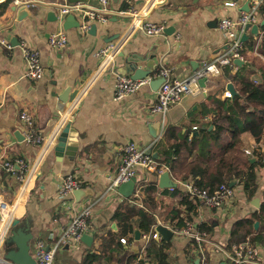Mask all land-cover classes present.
Here are the masks:
<instances>
[{
    "label": "crops",
    "instance_id": "0c3cea01",
    "mask_svg": "<svg viewBox=\"0 0 264 264\" xmlns=\"http://www.w3.org/2000/svg\"><path fill=\"white\" fill-rule=\"evenodd\" d=\"M152 1L153 5L145 0H111L107 22H93L87 30H82V26L65 30L63 25L68 16L60 15L59 5L68 0H0V161L24 158L31 167L22 195L23 183L0 165V195L9 203H16L15 218L22 223H30L34 236L32 250L38 239L49 244L53 242L51 236L53 239L59 238L86 203H95L89 220L88 233L94 237L91 246L82 240L71 242L57 252L55 264H88L83 260L90 249L96 254L101 252L102 241L97 236H104L109 230L118 231V222L113 217L119 203L126 198L118 190H106L119 171L123 146L135 142L148 149L159 161L156 147L158 141L164 139L166 129H172L170 139H165L167 147L176 142L184 144L186 140L191 143L192 136L200 137V126L212 119L210 113L203 115L204 106L211 108L214 97H227L225 93L229 91L227 85L231 81L223 78V66L219 74L207 78L205 87L199 83L194 94L184 96L172 106L165 124H162L161 115L151 111L157 102L160 86L145 84L129 96L116 99L119 77L128 76L121 73L126 59L121 56L123 53L144 58L140 62L143 67L148 64L147 61L154 64L155 69L151 73L153 80L161 78L156 77V73L162 67L169 69L172 77H186L229 52L230 41L220 29L219 22L226 17L236 19L241 12L247 11L245 0ZM230 2L236 5H227ZM22 4H25L27 12L18 16L14 8ZM85 4L100 6L97 0H89ZM146 8L149 10L145 19L162 27L157 35H148L142 28L134 27L132 11L141 12ZM57 17L58 20L54 21ZM76 17L81 23L80 17ZM263 18L260 8L258 24ZM93 25H96V29L92 32ZM59 31L65 32L68 37V44L62 49L49 44L50 36ZM117 34H120L118 39L115 38ZM26 47L40 52L42 66L44 70H49L48 76L43 75L39 79L27 77L23 52ZM107 47L113 57L109 62L98 55ZM249 55L259 54L254 49ZM156 58L158 63L155 62ZM232 66V72L239 69L236 64ZM76 89L79 90L76 99L68 102L63 112L59 111L58 94ZM21 112L31 114L36 131L49 139L61 125L70 123L78 134L77 155L57 156L54 146L46 149L43 145L27 143ZM158 122L161 123L160 129ZM213 129L214 126L210 124L208 130ZM157 130L160 131L155 138L152 133ZM258 146L260 144L253 139L249 140L248 151L253 162L256 161L253 149ZM191 154H194L193 158L197 157L195 147ZM181 157V161L188 157L187 149L181 150ZM155 173L138 167L136 188L141 186V197L137 200L130 197L140 208L153 214L157 222L151 231L141 233L139 257L145 255L147 247L143 236L157 231V226L161 224L174 233L169 239L160 233V238L154 239L157 242H170L166 261L169 264H196V259L202 254L198 248L188 252L191 239L182 233L183 228L170 225L166 213L167 210L180 208L179 199L171 188L160 187L163 172L160 175ZM169 173L178 183L174 188L180 191H187L186 184L194 182L192 178L184 181L180 172ZM68 175L80 180L82 187L92 188L95 195L81 202H77L73 194L62 197L60 186ZM257 176L259 187L252 198L245 194L243 184L236 181L233 187L228 183L233 188V196L219 208H209L202 202L198 204L196 220L208 222L214 230L209 235L204 232L206 237L202 244L203 253L211 264H232L231 252L235 244L228 248V242L234 224L261 210L264 203V167L258 170ZM140 182L144 184L139 185ZM149 184L157 187L151 195H148V190L142 192V188ZM256 197L260 198V207L254 204ZM256 222L259 223L258 227H255ZM256 222L254 227L258 234L257 231L264 228V224L260 220ZM135 236L132 241L123 243L128 254L135 253ZM122 238L118 235L117 240L121 241ZM252 244L258 250V257L247 264H264V237ZM0 256L6 260L5 244ZM61 260L64 261L61 263ZM144 260V264L147 260L150 264H160L157 258L147 256V260ZM91 264L104 262L99 259Z\"/></svg>",
    "mask_w": 264,
    "mask_h": 264
},
{
    "label": "trees",
    "instance_id": "16d2710c",
    "mask_svg": "<svg viewBox=\"0 0 264 264\" xmlns=\"http://www.w3.org/2000/svg\"><path fill=\"white\" fill-rule=\"evenodd\" d=\"M261 13L264 15V5L261 6ZM254 49L258 51L259 55L255 57L259 59V63L256 59H250L249 53ZM240 52L245 62L243 66H239L236 72H232L233 66L223 67V78L233 82L237 93L230 97H214L211 108L204 106L203 115L210 113L212 119L200 126V137L192 136L191 143L186 140L184 144L176 142L167 147L165 139H170L172 129H166L164 139L159 140L156 147L160 155V167L156 175L166 170L180 172L184 181L192 178L196 186L207 189L210 193L221 184L236 180L243 184L249 198L256 195L259 187L257 172L264 167V26L260 28L257 38L251 36L242 43ZM210 124L214 126L213 130H208ZM250 139L260 144L253 149L255 162L251 161L252 156L248 153ZM212 144L217 148L212 147ZM194 147L197 150L196 158L191 154ZM184 148L187 149L188 157L181 161V150ZM156 189V185L149 184L142 188V192L148 190V195H151ZM173 193L179 199L180 208L167 210L170 225L181 229L188 222H193L195 230L213 234V227L208 222L196 220L199 199L178 188H173ZM113 218L118 222V231L109 230L104 236L98 235V239L102 241L100 254L90 249L83 263L91 264L100 259L104 264H131L139 254H128L124 244L117 240L118 235L132 241L136 230L144 234L157 224L154 215L134 203V198L121 201ZM258 220L264 224V203L259 212L239 219L234 224L228 248L247 240L255 243L262 239L264 228L261 227L256 234L254 227ZM189 243L191 249L188 252L198 248L194 240ZM169 245L170 242L151 239L145 255L150 259L157 258L160 264H169L166 261ZM144 256L141 264L145 262Z\"/></svg>",
    "mask_w": 264,
    "mask_h": 264
},
{
    "label": "built area",
    "instance_id": "2783aa9c",
    "mask_svg": "<svg viewBox=\"0 0 264 264\" xmlns=\"http://www.w3.org/2000/svg\"><path fill=\"white\" fill-rule=\"evenodd\" d=\"M97 1L100 4L99 7H94L82 2H66L59 5V13L62 17L68 15L79 16L82 30H87L93 22L105 23L109 19L107 10L111 0ZM145 1L149 5H153L154 2L152 0ZM245 1L249 3V11L241 12L236 19L226 17L222 18L219 22L220 29L225 32L230 41L229 52L226 55L219 57L214 62L206 64L201 70L194 74L183 78L172 77L170 70L166 67H162L158 70L156 77H164L165 80L158 89L157 102L154 104L151 111L161 115L162 124H165L168 111L172 106L178 104L184 96L194 94L197 91L199 81L203 77L210 78L214 74H219L221 72V67L234 65V59L236 58L243 59V55L240 52L243 43V30H239L238 27H244L246 24L258 23V14L261 6L264 4V0ZM227 5L235 6L236 3L230 2L227 3ZM148 10L149 9L146 8L141 12L136 10L132 11L134 27L142 28L148 35H157L162 31V27L148 21L147 18L145 19ZM49 44L54 48H65L68 44V37L65 32L59 31L50 36ZM23 52L27 64V77L30 79L41 78L44 68L41 63L40 52L37 49L27 47L23 49ZM98 55L100 57H105L108 62L110 58H113L109 54V47L102 49ZM153 79L154 76L151 75L144 79H133L130 76L119 77L116 84V99L119 100L129 96L139 90L143 85L149 84ZM225 95L230 97V91H226ZM20 119L25 126L24 140L27 143L32 145H43L46 149L53 146L58 132L54 134L52 138H46V136L36 131L34 118L31 114L28 112H21ZM248 153H250V151H248ZM0 165L23 183L21 188L23 195L28 182L27 175L31 170L29 163L24 158H17L14 161H0ZM138 167H142L148 172H156L160 167V163L152 156V153L148 151V149L140 147L135 142H129L122 148L119 171L107 187L106 192L117 191L122 183L137 176ZM186 187L188 193L192 197L198 198L200 202L209 208H219L233 196V188L226 183L221 184L220 187L212 193L207 189L196 186L194 182L186 184ZM79 188H82L81 181L73 175H68L63 179L59 192L62 197H68L73 194L75 189ZM171 190H173V188H171ZM132 196L135 200L141 197V186L135 189ZM94 204L93 202L86 203L76 213L73 220L59 238L53 239L52 236L50 237L53 241L52 243L48 244V242L43 239L35 241L32 253L39 264H55L56 254L60 249L71 242L81 241L83 234L89 231V220L92 216ZM15 211L16 203H9L0 195V252L10 234L14 220L16 219ZM182 233L198 244L199 252L202 254V256L199 257L201 259L200 264H211L203 253L202 244L205 241L206 234L195 230L192 222H188L186 226L183 227ZM159 238V232L154 230L152 233L145 234L143 236V241L145 245H148L151 239ZM121 241L124 244L128 242L126 238H122ZM257 257L258 250L251 241L247 240L233 245L231 252L232 264H247L256 261ZM141 259L142 257L140 256L131 264H141ZM5 262L10 261L3 260L0 256V264H5Z\"/></svg>",
    "mask_w": 264,
    "mask_h": 264
},
{
    "label": "water",
    "instance_id": "95a60500",
    "mask_svg": "<svg viewBox=\"0 0 264 264\" xmlns=\"http://www.w3.org/2000/svg\"><path fill=\"white\" fill-rule=\"evenodd\" d=\"M70 3H77V2H85L87 3L89 0H68ZM117 2L118 0H114ZM247 11H249L250 6L247 2ZM14 10L18 12V16H22L24 13L27 12V8L25 4L17 5L15 6ZM53 14V13H52ZM54 15V14H53ZM50 16V15H49ZM55 16V15H54ZM56 17V16H55ZM50 20H53L49 17ZM58 17L55 18L54 21H57ZM81 23L79 22L78 18L75 15H68L67 19L64 22V29L67 30L72 27H79ZM264 26V18L263 20L258 24H246L244 27L239 26V30H243L242 34V41L246 42L250 38V34L254 35L256 37L260 34V28ZM96 29V25H93L91 28V31L93 32ZM248 31H250V34H248ZM120 34H117L115 38H120ZM111 40L110 42H112ZM121 55V54H120ZM125 56V63L123 66L124 71H121V73L130 76L133 79H144L151 75V73L154 71L155 66L154 64H151L150 61H147V65L145 67L140 65V62L143 59H138V57L135 54L132 55H123ZM156 63H158V58H156ZM234 63L238 66H243L245 63L243 59L236 58L234 59ZM198 69V68H197ZM195 69V71L197 70ZM43 75L48 76L49 70L45 69L43 72ZM165 78L161 77L157 80H152L150 83L152 86H160L164 82ZM207 77H203L199 83L205 87L206 85ZM228 90L231 92L232 95H235L237 93L234 85L232 82L228 83L227 85ZM79 90L76 89L73 92L70 90L62 92L61 94H58L59 98V104L57 106V109L61 112H63L66 107V104L68 102H72L76 99L78 95ZM161 123L158 122V128L160 129ZM160 131V130H159ZM159 131L157 130L155 133H152L153 137H157L159 134ZM54 150L57 156H63L64 154L73 155L76 156L78 149H79V139L78 134L75 132L74 129L71 128L70 123L64 124L62 127H59L58 134L56 138L55 144H53ZM253 162V160H251ZM138 182L137 176L132 177L130 180L122 183L118 191L122 195L123 198H130L132 197L136 185ZM236 180L229 182L230 186H234L236 184ZM178 185L177 182H175L171 176L169 171H164L160 176V187L162 188H174ZM74 198L77 202L84 201L85 199H88L89 197L95 195L94 190L90 187H82L79 189H75L73 191ZM254 204L257 207H260V198L256 197L254 200ZM259 223L256 222L255 227H258ZM157 231L165 238L169 239L173 236V231L164 225H158ZM34 236L31 231L30 223L28 221L21 222L17 218L14 220L13 228L11 230V234L7 237L5 241V258L6 260L12 262V264H39L37 259L32 253V240ZM81 240L85 242L87 245L91 246V243L94 240V237L90 235L89 233H84ZM135 245L133 247V250L136 254L140 253L139 243L141 240V232L137 231L135 236ZM145 259L147 260V256L145 255ZM185 261V260H184ZM201 259H196V264H200ZM146 264H150L148 260L146 261Z\"/></svg>",
    "mask_w": 264,
    "mask_h": 264
},
{
    "label": "rangeland",
    "instance_id": "374dc122",
    "mask_svg": "<svg viewBox=\"0 0 264 264\" xmlns=\"http://www.w3.org/2000/svg\"><path fill=\"white\" fill-rule=\"evenodd\" d=\"M256 58H257V57H255V55H251V56H250V59H251V60H254V59H256ZM255 61H256L257 63H259V59H256ZM64 260H65V259H64ZM64 260H61V263H62Z\"/></svg>",
    "mask_w": 264,
    "mask_h": 264
},
{
    "label": "bare ground",
    "instance_id": "6f19581e",
    "mask_svg": "<svg viewBox=\"0 0 264 264\" xmlns=\"http://www.w3.org/2000/svg\"><path fill=\"white\" fill-rule=\"evenodd\" d=\"M231 93V92H230ZM231 96H232V94H231Z\"/></svg>",
    "mask_w": 264,
    "mask_h": 264
}]
</instances>
